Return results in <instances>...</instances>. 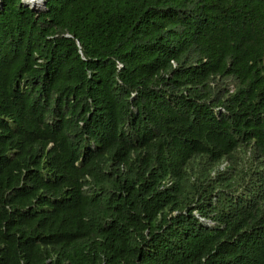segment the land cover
<instances>
[{"label": "trees", "instance_id": "obj_1", "mask_svg": "<svg viewBox=\"0 0 264 264\" xmlns=\"http://www.w3.org/2000/svg\"><path fill=\"white\" fill-rule=\"evenodd\" d=\"M0 264H264V0H0Z\"/></svg>", "mask_w": 264, "mask_h": 264}, {"label": "water", "instance_id": "obj_2", "mask_svg": "<svg viewBox=\"0 0 264 264\" xmlns=\"http://www.w3.org/2000/svg\"><path fill=\"white\" fill-rule=\"evenodd\" d=\"M25 5H30V1H22ZM32 9L35 11V12H41L43 10H45L47 8V0H41V3L40 4H37V3H33L32 4Z\"/></svg>", "mask_w": 264, "mask_h": 264}, {"label": "built area", "instance_id": "obj_3", "mask_svg": "<svg viewBox=\"0 0 264 264\" xmlns=\"http://www.w3.org/2000/svg\"><path fill=\"white\" fill-rule=\"evenodd\" d=\"M22 1H27V0H22ZM28 1H30V6H32V4L33 3H37V4H40L41 3V0H28ZM199 218H200V220L202 221V222H204L206 225H212L213 223H212V221L210 222V220H207V219H204V218H201L199 215H197Z\"/></svg>", "mask_w": 264, "mask_h": 264}, {"label": "clouds", "instance_id": "obj_4", "mask_svg": "<svg viewBox=\"0 0 264 264\" xmlns=\"http://www.w3.org/2000/svg\"><path fill=\"white\" fill-rule=\"evenodd\" d=\"M228 164V161H224L222 164H220V167L223 165V168Z\"/></svg>", "mask_w": 264, "mask_h": 264}, {"label": "rangeland", "instance_id": "obj_5", "mask_svg": "<svg viewBox=\"0 0 264 264\" xmlns=\"http://www.w3.org/2000/svg\"><path fill=\"white\" fill-rule=\"evenodd\" d=\"M226 166H227V165H226ZM226 166H225V167H226ZM225 167H224V168H225ZM224 168H223V165L220 167L221 170L224 169ZM213 173H214V172H213ZM210 222H211V220H210Z\"/></svg>", "mask_w": 264, "mask_h": 264}]
</instances>
